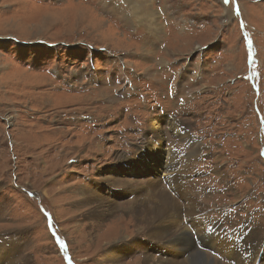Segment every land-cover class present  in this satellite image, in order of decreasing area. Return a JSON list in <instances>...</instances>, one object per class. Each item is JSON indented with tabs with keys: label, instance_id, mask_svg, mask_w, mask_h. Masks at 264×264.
Masks as SVG:
<instances>
[{
	"label": "rangeland",
	"instance_id": "obj_1",
	"mask_svg": "<svg viewBox=\"0 0 264 264\" xmlns=\"http://www.w3.org/2000/svg\"><path fill=\"white\" fill-rule=\"evenodd\" d=\"M168 149L199 206L175 259L125 209L158 185L175 197ZM262 153L264 0H0V248L18 240L16 264H223L192 226L207 215L243 248L264 240ZM143 161L149 174L127 170ZM90 186L121 207L93 216L73 199Z\"/></svg>",
	"mask_w": 264,
	"mask_h": 264
},
{
	"label": "bare ground",
	"instance_id": "obj_2",
	"mask_svg": "<svg viewBox=\"0 0 264 264\" xmlns=\"http://www.w3.org/2000/svg\"><path fill=\"white\" fill-rule=\"evenodd\" d=\"M170 127L172 128L174 132H180L178 127H176L175 123L170 124L169 122V128ZM166 153L168 154L167 160L163 156L164 160L166 161L163 164L162 163L160 164L162 165L163 176L167 175V177L164 178L163 180H166V182L170 184L172 188L171 190L174 192L175 197H172L171 195H169L167 191L164 190V188H160L158 185L157 188L154 189L156 190L155 193L151 194L150 197L137 198L133 202H131V204L128 207H125V209L128 208L130 212V215L128 217H131L132 222L134 221L133 229L134 227L135 228L137 227V229L135 230L137 233L136 232L135 233L139 234V232L142 231L145 235H147L148 238L160 244L161 245L160 248L162 249V251L163 252L164 250L166 251L165 254H168L170 255V257H173L175 259V257L176 258L180 257L181 254L185 255L190 249V245H188L191 239L190 233L187 231L188 228L186 230L184 226L182 227L179 226L180 224L179 220L182 215H191L193 217V214L199 210V206H197L198 204L197 201L190 193V189H189L190 183L187 182L182 185L178 181L179 179L177 178L178 174L171 175L174 173V169H173L174 157L172 155L171 150L168 149ZM138 168H139L138 165H134L133 169L128 168L127 170H129V172L131 173H134V175L137 172L140 173L138 175H141L142 170L148 168V174H149L150 172H152L151 169H154L155 166L153 165V162L143 161L140 167L141 169L138 170ZM104 180L106 184H108L111 187L113 186L115 190L119 186H122V185L125 186L124 188H128L131 184L130 182L122 180V179L116 182L117 180H119V178H116V177L112 178V180H114L116 183L112 181L111 179L107 178L106 176L104 177ZM107 181L110 183H108ZM78 193H79L77 196L78 198L73 197L74 202L75 203L85 202L87 203V205L93 204L94 205L93 207L87 206V208H89V213H91L95 217H99L105 214V213H101L100 211H103V210L112 211V209H116V208L118 209L119 207H121L120 206L121 203L114 202L112 198L106 197L103 194H101V190H99V186H96L95 189L92 188L91 186L83 187L82 192H78ZM99 206H102L103 209L98 211ZM193 218L197 219L196 217H193ZM204 218L206 221H202L200 223L195 221L192 227L196 230V232L205 234L204 236L206 237V240L208 241L209 244L211 245L216 244L217 251L222 252L223 256L226 258L224 259L225 263L223 264H231V262L233 263V260L234 262L236 263L238 262L240 264H250L249 263L250 261H252L253 264H255V261L257 260L259 256L262 259H264V252H263L264 240L263 241L254 240L256 244L255 249L254 248H243V246L241 245L242 243H238V242L235 243L234 241L235 236H238L235 231H231V233H228L226 235L222 230L225 228H221V226L214 224L213 221H209L207 215H204ZM101 222L93 220L88 223H90V225L92 226V229L93 228L100 229L102 225ZM125 237L127 236L123 235L122 241L124 240ZM3 239H4V236L2 240ZM114 243L115 242L109 245H112ZM231 244H235V249L233 248L234 246L232 247L233 249H231V246H232ZM18 247H19V241L10 237V240L8 242V248H2V247L0 248V264H16L17 262H19V260L21 261V258H20L21 251L19 252ZM238 248L240 250H236ZM104 249L105 250H103V253L107 255L108 247ZM228 254H232L233 259L228 260L229 258L228 256H230ZM244 254H246V256H244ZM111 256H113V258L116 259L119 256V254H116L115 252L110 253V258ZM143 258H145L144 260L145 264H222L220 262L219 263L214 262L211 259L206 258V256L202 257L203 261L197 260V261H192V262H187L185 260L180 261V260H174V259L166 260V258L165 259L154 258V256L153 258H150L149 256H146ZM101 260H103V258H101ZM261 264H264V263L262 262Z\"/></svg>",
	"mask_w": 264,
	"mask_h": 264
},
{
	"label": "snow or ice",
	"instance_id": "obj_3",
	"mask_svg": "<svg viewBox=\"0 0 264 264\" xmlns=\"http://www.w3.org/2000/svg\"><path fill=\"white\" fill-rule=\"evenodd\" d=\"M225 3H228V0H224ZM262 155H264V153H262Z\"/></svg>",
	"mask_w": 264,
	"mask_h": 264
}]
</instances>
